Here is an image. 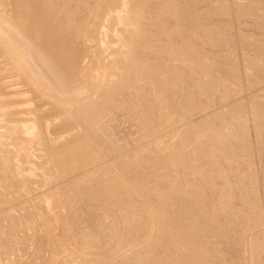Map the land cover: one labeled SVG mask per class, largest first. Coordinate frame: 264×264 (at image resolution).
I'll return each mask as SVG.
<instances>
[{
    "label": "bare ground",
    "instance_id": "bare-ground-1",
    "mask_svg": "<svg viewBox=\"0 0 264 264\" xmlns=\"http://www.w3.org/2000/svg\"><path fill=\"white\" fill-rule=\"evenodd\" d=\"M180 1L183 12L178 15L176 11L179 9L176 10L173 0H0V59H2L0 61V177H5L6 180V174H9L11 178L8 179L11 183L9 181L10 184L7 185L4 179H1L3 182L0 183L5 185H0V201L9 202L8 199L13 197L12 194L15 195L13 189L18 188L20 189L15 190L20 192L21 197H18L28 196L31 191L34 192V183L42 181L32 177L33 174L40 173H34L32 170L28 174L29 168L21 165L29 159L32 160L34 148L29 145L39 144L44 147L42 153L47 160L39 162L40 167L34 163L36 169L40 168L43 173L44 179L36 174L37 178L43 179V183L48 181L47 173H52L51 176L54 174L57 179L66 178L69 169L81 170L95 161H99L102 169L109 173L108 178H101L98 175L92 177L91 172H81L80 181L77 183L75 180V182L79 186L81 182L85 183L88 196L90 195L92 200L103 202L102 206L106 211L99 223L100 235L89 234L83 236L82 240L92 245L106 237H112L116 241V246L107 253L100 254L99 258L89 257V253H82L84 256L81 257L82 254L79 256L75 252L71 261L67 254L63 255L67 257L68 262L70 260V263L76 259L74 256L76 255L81 258L82 264H234L235 246L240 247L249 239L248 231L254 222L247 219V222L241 223V220L248 218V214L255 208L259 206L261 208L262 202L259 203L260 191L252 188L254 187L252 177V182L249 183L251 180L247 182L251 186L246 187L248 184L243 186L245 193L239 191L241 195L244 193L243 198L242 196L240 198L241 202L244 201V205L246 202V208L236 203V194V197L232 195L235 187L232 183L236 180L240 181L241 176L238 179L233 178L235 180L232 181L230 173H236L234 171H237L238 167L235 165L243 158L241 152L243 147L239 145V141L243 142L242 140H245L249 133L245 131L249 125L239 114L223 115L221 122L216 121L219 123L203 122L202 128L205 130L176 131L175 143L166 139H162L160 144L155 141L148 142L149 144L138 154V158L136 156L138 160L134 164L116 156L112 159L115 164L102 163L103 154L101 152L96 154V150L100 148L96 141L101 143L103 139L106 142L101 144L103 148L109 143V140L103 137L105 119L101 115L104 111L103 105L111 101L114 90L126 95L120 104L133 112L135 106L140 108L146 103H152L147 104L151 107L156 103L154 112L158 110L159 115L152 113L148 107L147 110H141L144 116L140 111L139 113L141 119L144 117L145 122L152 123L150 124L152 128H160L163 131L167 128L168 122H178L188 113H200L202 107L210 103L217 91L227 89L229 84L233 85L234 89L232 87L225 90V93L221 91V94L239 92L233 82H236L240 74L242 68L241 64L238 65L240 61L235 60L238 63L230 66V62L225 64L226 62H218L220 60L216 61L212 58L207 61L205 57L206 60L203 59L202 63H198V58L194 59L199 55L194 52L197 47L192 45L193 42L190 40L192 35L199 34L204 38L200 41L217 38L214 30L202 26L210 19L208 13L206 15L201 13L202 4L208 0ZM224 1L226 3V0ZM255 2L264 5V0H255ZM219 6L218 8L221 7ZM224 6L222 5L221 8ZM247 8L249 7L245 9ZM251 9L254 7L251 6ZM251 9L249 8L248 12L250 10L253 14ZM257 16H260L259 13ZM200 25L201 29L198 28ZM179 33L183 34L182 42H185L183 45L173 43L176 37L180 38ZM86 51L91 55L88 56L89 61L84 62L83 57H87ZM153 53L161 58L154 60ZM170 61L175 63L169 64ZM255 63V60H252V65ZM249 67H251L250 63L247 68ZM257 69L258 73H261L264 71V66L260 65ZM243 70L245 71L246 68ZM8 71L14 73L13 76L17 80H10L12 78L10 73L11 78L8 79ZM202 71L209 74L202 75L204 73ZM242 73H244L243 77L248 79L246 80L248 84L249 80L258 81L249 72L241 71ZM208 78L210 81L206 80ZM22 84L25 86H22L23 89L17 87ZM8 88L11 89L8 91ZM29 92L31 96L33 94L36 98L48 101L53 111L59 110L58 114H62L63 117V122L60 124L63 123L66 128L67 126L70 128L74 120L79 121L80 124L73 122L78 130L68 134L69 136L61 141L59 139L58 142L51 139V136L48 137L46 130L53 128L49 123L46 124L45 115L49 109L46 111L43 106L46 113H41L40 102L33 101L34 97L29 96L25 100L11 97V94L21 97ZM197 92L205 95L207 102L202 101L201 95L199 98ZM98 99L103 100L101 107ZM29 102L26 108L19 107ZM139 102L141 105L138 104ZM252 109L255 113L252 114L257 118V121L253 120L252 126L255 131L259 128L262 130V127L258 126L264 124V102L257 101ZM24 113L27 117L20 118L19 115ZM93 113H99V118L95 121H91ZM12 122L15 124L8 125ZM257 122L259 125H253ZM205 125L209 127L206 129ZM59 127L58 125L56 128L60 129ZM165 137L168 135L163 138ZM74 140H77L75 144H73ZM217 150L222 151L219 153ZM216 151L218 154L223 152L222 158H226V163L220 161L218 156L222 154L218 155ZM39 154L33 157L40 158ZM115 167L118 170H114ZM247 177L249 178V176L245 178ZM243 179L244 176L239 183L243 184ZM256 182L258 181L254 180V183ZM255 187L258 188L257 185ZM63 189L62 191L61 187L62 192L55 195L56 200H51L49 198L51 195H45L37 202L40 195L37 198L35 194L36 198L31 199V197V200H28L29 206L18 207L23 213L19 211L22 215L19 217V214L17 215L19 218L17 221L10 212H1L3 215L0 217L9 220L8 228L6 225L9 239L15 242V232L27 229L35 220V222L42 220L50 235L54 234V228L58 225L63 237L68 231V216L67 213L59 211L61 209L57 205L65 208L67 212H76L78 209L75 205L79 202L76 195L80 194L77 191L76 194L69 187ZM55 208L58 209L56 210L58 213L54 211ZM2 219L0 218V230L4 226ZM231 224L236 225L229 226ZM2 233L4 232L0 233V244L1 241L2 243L6 241ZM62 237L59 240L60 245L54 243L55 249H63L62 251L66 250L72 254L74 250L70 249V242ZM256 241L257 244L254 246L262 256L258 261H253V264H264V238ZM56 242L59 243L58 240ZM79 242L83 243V241ZM83 250L87 248L84 247ZM197 252L198 254L195 255ZM7 253L5 252L4 255L6 256ZM59 254L62 255L61 252ZM1 262L0 264H4ZM64 262L61 257L59 263Z\"/></svg>",
    "mask_w": 264,
    "mask_h": 264
},
{
    "label": "rangeland",
    "instance_id": "rangeland-1",
    "mask_svg": "<svg viewBox=\"0 0 264 264\" xmlns=\"http://www.w3.org/2000/svg\"><path fill=\"white\" fill-rule=\"evenodd\" d=\"M173 1H174L175 7H177L176 10L179 9L181 11V12L179 10L176 11V13H178V15H180V13L183 12V9L180 8L181 1L180 0L179 1L173 0ZM251 1H253V0H245V1L244 0H239V1L238 0H235V1L226 0V3H224L225 2L224 0H222V1L221 0H208L207 2L202 4L203 9H202L201 13H202V15H206L208 13L210 16V19L206 23H203V24L201 23V24L203 27H207V28H209V30L212 29L217 33L216 40L219 38H221V39L217 40L218 42L216 40H213L214 38L203 40L204 41L203 42L200 40H202L204 38H202L199 34H198V36L196 34H194L190 37L191 42H193V44L192 43L191 44L193 46L195 45L194 46L195 48L197 47L196 49H194V52L196 51L195 54L198 53L199 57H195L194 59L198 58V60H197L198 63H202L203 59H204V61L206 59L208 61L210 58H212L216 61L220 60L218 62H222V63L226 62L225 64H228V62H230L231 63V64L229 63L230 66H234V64H237L240 61L238 63V65L241 64L240 66L242 68H241L240 74H238L239 76L237 78V80L239 79V81L236 80V82L235 81L233 82L234 85L236 84L235 87L237 88V90H239V92L231 93L228 95L221 94V91L225 93V90H229L233 87V85L229 84L228 85L229 87L227 89L217 91V94L214 95V98L212 97V99L210 100V103L208 102L209 104L202 107L200 113H198V114L188 113L187 115H185L182 118V120H180L178 122H168L167 128L163 131V130H160V128H158V129L152 128V126H150V124H152V123L147 122V121L145 122L143 120L144 117H142V119H141V116H140V113L142 114V116H144V112L142 113L141 110H143V111L147 110V107H148V110L149 109H150V111L152 110L151 111L152 113H155V115H159L158 110L156 112H154V110H156V107H157V106H155L156 103L153 104L154 106H151V107L147 105L149 103H146L145 105L143 103L145 108H144V106L143 107L141 106L140 108L138 106H135V108H137V109H135L133 107L134 110L135 111L138 110V111L133 112L131 109H126L122 104H120L126 98V95L120 93L118 90H114L113 96L111 97V101H108V104H106L105 106L103 105L104 111L101 115V117L105 119V122H103V125H104L106 135L104 134L103 137L107 138V140H109V143H107L106 148H103L101 146V144L106 143V142L103 139H102L101 143H100V141L99 142L96 141L97 143H99L98 145H100V148L96 150V154H99V152H101L103 154L102 163L103 162H110L111 164H115L112 159H113V157L116 156V157L122 159L123 161H127V162L134 164V163H137L138 154L140 153V151L142 149H144L149 144L148 142L155 141V143L160 144L162 139H166L172 143H175L176 137H175L174 133L176 131H185V130L191 131V132L201 131L202 129H204V128H202L203 122H206V123H214L216 121L221 122V120H222L221 118L226 116V114L229 116H234V115L239 114V116L245 120L246 124L249 125L248 126L249 128L247 126H244L245 128L247 127L246 129L248 130L247 131L245 129L246 133L247 132H249V133H247L248 136H246L245 140H242L243 142L239 141V145L240 146L242 145V147H243V150H241V152L243 153V155H242L243 158L242 159L240 158L241 160L238 162L237 165H235V167L237 166L238 169H237V171H234L236 173L232 172L233 177H232L231 173H230V175H231L232 181L235 180V179L233 180V178L238 179L240 176H241L240 177L241 179L244 176L245 181H244V179L242 181V182H244L243 183L244 185L242 183H239V182H241V179H240V181L236 180L237 183L235 181L232 183L233 185H235L234 191L232 192V195L234 197L237 196L235 198L236 203H238L240 206L242 205V207L244 206L246 208V202H245V205H244V201H242L243 204L241 202V198H243V194L245 193L244 192L245 189L243 188V186L245 187V185L248 184L247 182L250 181L251 177H252L255 181L256 180L258 181L256 183H254V180H253V183L255 185H253V183H252V186H254L252 188H254L256 191H260L261 199L259 198L260 199L259 203L262 202L263 204L261 203V208H259L260 207L259 206V207L255 208L251 213H249V211H248V213H249L248 218L246 217V218H243L241 220V223H242L243 221L247 222L248 221L247 219H250L251 222H254V225L252 227H250L251 229H249V231H248L249 239L242 246H240V247L235 246V249H234V251L236 250L235 253L232 250V252L235 254V255H233L234 256L233 259H235V260H233L234 264H237L239 261L242 260V258L244 261L242 260L238 264H242L243 262L244 263L245 262H248V263L251 262L253 264V261L254 262L258 261L261 258L262 254L256 249V246H254V245L257 244L256 239L262 240V238H264L263 237L264 235L261 236V234H264V200L262 201V199H264V128H263L264 126H262V125H264V124L259 125L258 122L253 123V125L256 124V126H257V124H258L259 125L258 127H260V126L262 127V130H260V128H259V130H257V131H255L256 129L254 128V126H252V122H254L255 120L257 121V118L255 117V115H254L255 113L252 111L253 110L252 108H254V105L257 103V101L258 102L259 101L264 102V71H261V73H258L259 70L257 69L258 66L260 68V65L264 66V64H263L264 63V18H263L264 17V9H263L264 5L255 4V3H257V2H255V0L252 3H251ZM222 2L227 7L224 6V4ZM176 3L179 5H177ZM236 3L237 4L239 3V4L236 5ZM249 3L252 5H250ZM221 4L224 6L223 8H221L222 7ZM215 5H216V7H215ZM218 6L221 8V10H220V8H218ZM251 6L254 7V9H258L259 11L258 10L254 11V9H251ZM255 6L258 8H256ZM260 6H262L261 7L262 10L259 9ZM204 7H205V10H207L208 8H210V9L205 11ZM246 7H249L251 9V11H253L254 15L250 12V10L248 12L249 8L245 9ZM222 9H224V10H222ZM243 9L246 11H244ZM208 11H210V12H208ZM224 11H225V13H224ZM244 12H246L247 14H251V15L244 14ZM257 12L259 13L260 16L262 15L263 17L261 16V18H260V16H257V14H258ZM175 21H177V20H175ZM177 22H179V21H177ZM212 23H214V24L212 25ZM210 25L213 27L210 28L211 27ZM202 26L200 25L198 28L201 29ZM219 26H221V27H219ZM179 34H181V33H179ZM219 35L221 37H219ZM179 36H180V38L176 37L174 39L173 43L174 44L180 43L182 45H183V43L185 44V42H182V41H184L183 34H181ZM256 36H258V37H256ZM193 37H195V39ZM197 37H199L200 39H198ZM239 37H240V39L241 38L242 39L240 40ZM254 37H255V39H254ZM197 39L199 41H197ZM161 40L166 41L165 39H161ZM208 40H210L209 43L206 42ZM244 40L247 42H245ZM212 41L214 43H212ZM197 42H198V44H197ZM246 43H248V44H246ZM199 49H201V50H199ZM202 51H204V52L202 53ZM88 53L89 52L86 51L85 55L87 57H85V58L83 57L84 62L89 61L88 56H90L91 54H88ZM156 53H158V52H156ZM156 53H153L156 56V57L155 56L152 57L154 60H158L161 58L160 56L158 58L157 57L158 55H156ZM206 54H207V56H206ZM208 54L211 56H208ZM205 57H206V59H205ZM221 59L224 61H221ZM256 59H258V61ZM1 60L2 59H0V61ZM235 60H237L238 62H236ZM252 60H255V62H256L254 65H252ZM248 62L250 63V66H251V67H249V69L247 68L249 66ZM173 63H175V62H172V61L169 62V64H173ZM243 68H246L245 71L247 73L249 72L251 75L255 76L259 82L255 81V82H257V84H255V82H251V80H249L250 82L248 84V82H247L248 79L243 77L244 73L241 74V71L245 72L243 70ZM206 69H208V68H206ZM209 69H210V67H209ZM202 72H204V71H202ZM205 72L202 75L207 74ZM255 72L257 74H255ZM9 73L10 72L8 71V74ZM85 73H86V71L83 72V74H85ZM10 74H11L12 78H11ZM10 74L7 75L8 79L11 78L10 80H14V79L17 80V78L16 77L14 78V76H13L14 73L11 72ZM206 80L210 81L209 78ZM23 85L24 84L18 85L17 87H19L20 89H23V87H25ZM237 85H238V87H237ZM13 87H11V88H13ZM241 87H243V88H241ZM11 88H8V91ZM232 89H234V87ZM29 93L28 94L25 93L27 96L24 95L21 97L20 96L15 97V95L11 94V97H13L15 99L24 98V100L27 99V97H29V96L31 98L34 97L35 100L33 99V101H35V102L37 101V103L40 102L39 111L41 110L40 111L41 113L43 112V114H44L45 110L47 111L49 109V111H47V114H49V115H47V114L45 115V117H47L46 118V124L49 123L50 127L53 126V128L52 129L50 128L51 130L49 129V131L46 130L47 132H45V133L48 135V137L51 136L50 137L51 139H55L58 142L59 139L61 141V140L65 139L64 137L69 136L68 134H72V132L75 133V131L78 130V129H76L77 127L75 126L76 125L75 123L77 122L76 120L73 121V122L76 121L75 123L71 122V124H73V125H71L72 127L70 126V128H69V126H67V128H66L65 126L62 125L63 123L60 124L61 122H63L62 121L63 117H62V114H60V115L58 114L59 110L56 111V109H55V111H53L52 105L50 103H48V101L45 102L43 99H42L43 100L42 101L39 97L36 98L35 97L36 95L33 96V94H32V96H31V92H29ZM197 94H199L198 95L199 98L201 95L202 101L207 102L206 100H208V99L205 98V95H202L198 92H197ZM129 99H131V98H129ZM41 102H43V103H41ZM98 102H99V106L101 107L103 104V100H99ZM109 102H114L116 104L113 105ZM46 103H48L50 105H48ZM29 104H30V102L25 104V105L22 104L19 107L21 109L24 107L26 108ZM42 104H45L46 106L42 105ZM138 104L141 105V102H139ZM151 104H149V105H151ZM249 105L250 106L252 105V106L249 107ZM42 107L44 109L45 108L46 109L44 110ZM250 108H251V110H250ZM129 110H131V111H129ZM51 111L53 113H51ZM139 111H140V113H139ZM56 112H57V114H54ZM237 112H240V113H237ZM252 112L254 114H252ZM19 116H20V118L21 117H27V115L25 113L20 114ZM19 116H17V117L19 118ZM12 118H15V117H12ZM98 118H99V113H93L91 115V121H95ZM230 118H232V117H230ZM252 118H254V119H252ZM47 119H49V120L47 121ZM224 120H225V118H224ZM231 121H232V119H231ZM78 122H77V124H78ZM12 123H8V125H14L15 124L14 122H12ZM216 123H219V122H216ZM43 124H45V122ZM79 124H80V122H79ZM58 125L60 126L59 127L60 129L56 128V127H58ZM208 127L206 126V129ZM258 127H256V128L258 129ZM252 128H254V130ZM209 130H210V128H209ZM63 131L66 133H64ZM51 133H52V135H51ZM206 133H208V132H206ZM167 135H168V137L163 138L164 136H167ZM148 136H149V138H148ZM149 139H151V140H149ZM96 140H98V139L96 138ZM75 141H77V140H74L73 144H75ZM237 144H238V142H237ZM38 145L39 144H37L36 146L34 144L29 145L30 147L34 148V150L32 149V152L34 153V154L32 153V156H31L32 160L29 159L27 162L22 163V164L20 163V164L22 166L25 165L27 168H29L28 174H30V172L33 170L34 173L35 172L40 173L41 175L37 174V173L36 174L39 177H41L43 175V173H42L40 168L36 169V166L40 167L39 166L40 163L44 162L45 159L47 160V157L44 156V153H42V152H44L42 150V148H44V147H42L41 145H39V146ZM98 145L95 144V146H98ZM37 147H39L38 149H41V150H38ZM35 151L37 152V154ZM217 151L220 153V151H222V150H217ZM217 151H216V154H218ZM39 152H40V154H39ZM38 154H39L40 158L37 157V158H39L37 160V158L35 159L34 157L38 156ZM221 154H218L221 156H218V155L217 156L219 157L220 161L226 163L227 162L226 158H224V157L222 158V156L224 155L223 152H221ZM136 156H137V158H136ZM35 161H37V162H35ZM31 163H33V165H28ZM34 163L36 164V166H34ZM25 166H23V167H25ZM101 166L102 165L99 161H95V162L91 163L90 165L84 166L83 168H81V170L69 169V172L66 175L64 174L66 178H63L61 176L62 178L59 177L61 179H57L58 177H55L54 174H53V176H51L52 173L51 174L47 173L46 178L48 181H46L44 183H43V179H44L43 176H42L43 179L39 178V177H38L39 178L38 179L37 175L33 174V176H32L33 179L38 180V181H40V179L42 180V181H40V183H38V182L34 183V185H35L34 192L35 193L33 191H31V194H28V196L25 195L23 198H20L21 197L20 192L15 191V190H19L20 188L13 189L14 190L13 192H15V195L12 194L13 197L8 199L9 202H6V200H5V202L0 201V216L3 215L1 212H3V213L10 212L12 214L13 218L17 221V219H19L18 217L20 215H22L21 213H23L22 212L23 210H21V208L19 209L18 207L29 206L30 205L29 201L33 198H36V196L38 198V195H40V196L36 200L37 202H39L41 200V197L45 196V195H49V196L51 195L49 198H51V200L52 199L56 200L54 198L55 195L60 194V192H62L64 190L63 188H65V187H69L75 193H76V191H77V193H80L79 195L76 193L77 194L76 196H78L77 198L79 199V202H77L78 201V199H77V201H76L77 205H75L76 208L78 209L76 212L75 211H71L72 213L70 211L67 212V210L65 208H62L59 204L58 205L60 207L57 205V207L61 209L59 211H61V212L63 211L64 213H67V216H68V224H67L68 231L64 234L63 237L67 241L70 242V246L72 247V248L70 247V249L74 250V252H72V254H70L71 252L66 251V250L62 251L63 249H61V250L55 249V244L60 245L61 241H59V240L62 237L61 230H60V227H58V225L55 228L53 227L55 229V231L53 230L54 234L53 233H52L53 235L51 234L52 236H54L57 233V235H56L57 239H56V236L53 237L55 239L51 238L52 236L47 232V227L45 226V224H42V222H41L42 220H38V222H35L36 221L35 220L34 222H31V224H33V223H36V224H33V225L29 224L28 226H30V227H28L27 229L25 228L22 231H21V229H20V231H16L15 232V235H16L15 242H12V240L9 239L8 234H7V230H8L7 228L9 226V223H8L9 220L8 219L5 220V219H2V217H0L3 221L2 225L4 224L3 229L1 228L2 230H0V233L3 231L4 232V233H2L3 236L2 235L1 236L2 237L5 236V239H6V241H4V243H2V241H1L2 245L0 244V250H1L0 251V262L2 261L4 264H10L12 262H13L12 264H58L59 262H61V257H62L63 262L65 261L62 264H65L66 262H67L66 264H71V263L72 264H82V263H80L82 260L80 261L81 258L79 257L80 256L79 254L89 253V257L91 256V257L99 258L100 254H105L109 250L114 248L116 246V241L112 237H106L101 242H96V244H92V245L87 244L84 242V240H82L83 236H86L89 234L95 235V236L100 235L99 234V231H100L99 223L102 220L103 214H105L106 211H104V207L102 206L103 202L98 201V200H96V201L92 200L91 196L90 195L88 196V192H87V188H86L85 183L81 182L82 183V184L80 183L81 187L77 183H78V181H80L79 177L82 176L81 172H87V173L91 172L92 177H96L98 175L101 178H108L109 173L104 171ZM38 169H40V171ZM182 169H185V168H182ZM114 170H118L117 167H115ZM240 171L243 173H241ZM77 172H78V174H77ZM244 172L246 174H244ZM25 173H27V171ZM79 174L81 176H79ZM6 176L8 177V178L6 177V180H5V177H3V178L0 177V182L4 181V183L7 185V184L11 183V181H10L11 178L9 177V174L8 175L6 174ZM246 176H249L250 179L248 177L246 179L245 178ZM1 179H4V180L1 181ZM8 179H10V180H8ZM62 179H63V181H62ZM75 180H77L76 181L77 183L75 182ZM9 181H10V183H9ZM73 181H74V183H73ZM81 181H84V180H81ZM217 182H220V181L217 180ZM251 182H252V180L249 183H251ZM4 183H0V185L1 184L5 185ZM65 183H66V185H65ZM238 183H239V186H238ZM256 185L258 186V188L255 187ZM248 186H251V184L250 185L248 184L246 187H248ZM61 187H62V191H61ZM236 187L237 188L240 187V189L238 188V190H237V189H235ZM14 188H17V187H14ZM79 188H81V189H79ZM241 188H243V191H241ZM256 188L259 190H257ZM10 190H11V188H10ZM80 190H82L81 191L82 193L80 192ZM239 191L244 192V193H242V195H241ZM16 192H18L19 194L17 193L18 194L17 195ZM35 194H37V195L35 196ZM215 194H219V193L215 192ZM235 194H236V196H235ZM262 194H263V197H262ZM18 196H20V197H18ZM85 196H86V198H85ZM252 199H254V198L252 197ZM14 200H16V201H14ZM85 200H87V201H85ZM92 204H94V205H92ZM262 205H263V208H262ZM84 206H86V207L88 206L89 208H85ZM79 208H80V210H79ZM81 209H83V210H81ZM20 210H21V213H19ZM56 210H58V209L55 208L54 211H56ZM86 210H88V211H86ZM78 211H81V212H78ZM17 215H18V217H17ZM15 223L18 224L17 222H15ZM6 225H7V228H6ZM232 225L233 224H231L229 226H232ZM235 225L236 224H234L233 226H235ZM58 229H59V232H58ZM58 234L60 235L59 239H58V237H59ZM33 235H35V236H33ZM9 240H11V242ZM57 240L59 243L56 242ZM254 240H255V243H254ZM79 241H83V243L79 242ZM252 241H253V243H252ZM83 246L86 247L87 250H83V248H84ZM3 248H5L4 249L5 251L3 250L4 252L2 251ZM5 252L6 253L9 252V254L7 253L5 256L4 255ZM60 252L62 253V255L59 254ZM75 252L78 253L76 255H79L77 257H76V255H74L76 258L74 260L75 262L73 261L70 263V260L68 262L66 256H68V259H71V261H72L73 253L75 254ZM69 254H70V256H69ZM196 254H198V252L195 253V255ZM63 255H66V256L64 257ZM71 255H72V257H71ZM3 256H5V257L3 258ZM83 256L84 255L82 254L81 257H83ZM57 258H59V259H57ZM64 258L66 260H64ZM238 259H239V261H238Z\"/></svg>",
    "mask_w": 264,
    "mask_h": 264
}]
</instances>
